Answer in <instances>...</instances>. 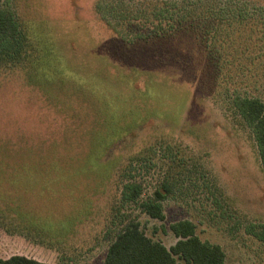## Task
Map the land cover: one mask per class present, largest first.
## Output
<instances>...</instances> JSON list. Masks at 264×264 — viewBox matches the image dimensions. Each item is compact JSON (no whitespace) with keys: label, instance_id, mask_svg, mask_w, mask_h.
<instances>
[{"label":"rangeland","instance_id":"1","mask_svg":"<svg viewBox=\"0 0 264 264\" xmlns=\"http://www.w3.org/2000/svg\"><path fill=\"white\" fill-rule=\"evenodd\" d=\"M221 1L18 0L42 59L30 75L33 84L22 71L0 76V141L41 143L32 163L41 172L21 190L1 181L0 195L33 208L31 216L55 235L45 236L55 248L37 251L38 257L53 264H101L108 245L103 232L122 168L149 147L162 152L169 145L204 168L241 224L209 218L210 204L200 208L201 195L194 202L190 197L160 201L164 221L144 210L134 211L129 221L170 247L176 238L168 225L188 219L201 240L222 247L226 264H264V244L243 227L264 225V172L232 108L235 96L264 101V0H234L249 5L247 18L216 22L218 11L207 6ZM108 4L142 18L119 26L107 14ZM257 5L263 7L256 12ZM188 6L194 7L180 29L166 36L126 42L118 35L156 24L159 9L179 18ZM161 26L167 32L168 24ZM65 162L71 176L47 186L48 164ZM162 171L152 168L148 181ZM12 215L8 226L25 231ZM17 235L5 236L0 228V256L36 255L29 241L13 242Z\"/></svg>","mask_w":264,"mask_h":264},{"label":"trees","instance_id":"2","mask_svg":"<svg viewBox=\"0 0 264 264\" xmlns=\"http://www.w3.org/2000/svg\"><path fill=\"white\" fill-rule=\"evenodd\" d=\"M248 6L246 3L242 4L234 0H223L220 4H210L207 8L218 11L215 17L216 22L228 20L243 22L248 16L246 11ZM193 7L188 6L189 9L181 13L179 18L172 17L176 12L169 9H159L153 15L156 24L132 34L128 33L129 31H119L118 35L126 42L166 36L175 29H180L181 25L178 24L183 22L186 14ZM262 7L257 5V7L252 8L256 9L257 12ZM105 8H107V14L111 18L121 23L119 26H129L132 21L142 18H137L126 8L121 9L113 4L105 5ZM225 17L229 18L225 20ZM25 20L20 11L18 0L0 2V76L14 71H22L27 81L31 83L29 79L33 67L42 57L39 55L41 52ZM142 20L144 23H151L146 22L144 18ZM162 23L168 24L167 32L163 30ZM210 27L217 28L214 22L213 25L210 24ZM232 108L250 134L261 169L264 172V101L254 97L235 96L232 99ZM41 146V143L27 139L0 141V183L3 181L5 184L8 183L10 187H18L21 190L19 187H23L24 182L36 181L39 169L32 163L36 154L40 153ZM49 148L50 145L47 150ZM21 156L26 160H23ZM15 159L18 163L12 165ZM65 163L64 166L61 164L56 167L52 166L51 163L48 164L51 169L44 176L47 186L55 184L62 177L71 176L68 170L70 166L67 162ZM197 164L189 156L179 155L169 145L163 147L162 152L157 147H149L144 156L136 155L128 159L119 175L118 197L108 212L102 237V242L107 241L108 245L101 264H226L222 247L201 240L195 232V224L188 219L177 220L168 225L167 229L176 238V242L170 247H166L160 241L147 236L138 221H129L131 214L136 210H144L147 216L164 221L165 215L160 201L190 197L194 202L197 200L196 198H199L196 196L201 195L200 208L207 201L210 204L207 212L209 218H233V226H239L242 221L240 218L234 217L236 212L229 206L220 186L207 175L200 164L197 167ZM154 167L159 168V171H164L161 174L158 172L154 182L150 183L148 179L152 177L150 171ZM23 172L24 175H22ZM147 189L150 193L147 192ZM155 198L157 201L153 202L152 200ZM33 212V208H28V205H23L20 201L0 195V228L2 232L5 236L6 234L7 236L8 234H18L19 238L13 242L20 245L29 241L30 247L33 248L32 254H36L27 255L15 252L7 257L0 256V264H53L38 257L37 251L42 254L45 248H53L54 245H51L49 241L54 240L48 238H53L55 235L50 233V227H42L41 222L31 216ZM11 213L18 219L17 224L19 222L23 224L22 229L25 231L17 232L16 228L15 230L8 226L6 220L11 218ZM36 214L34 213V215ZM258 226L261 228L259 231L255 230ZM258 226L248 222L243 226L244 232L264 244V225ZM161 229L166 232L164 227ZM116 230L117 233L114 232ZM46 240L48 243L44 242Z\"/></svg>","mask_w":264,"mask_h":264}]
</instances>
